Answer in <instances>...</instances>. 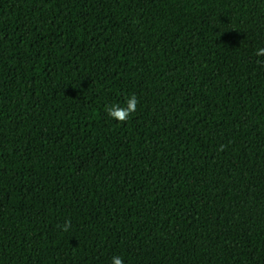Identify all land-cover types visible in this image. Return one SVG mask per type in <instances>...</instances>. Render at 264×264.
<instances>
[{
    "label": "trees",
    "instance_id": "trees-1",
    "mask_svg": "<svg viewBox=\"0 0 264 264\" xmlns=\"http://www.w3.org/2000/svg\"><path fill=\"white\" fill-rule=\"evenodd\" d=\"M259 49L264 0H0V264H264Z\"/></svg>",
    "mask_w": 264,
    "mask_h": 264
},
{
    "label": "clouds",
    "instance_id": "clouds-1",
    "mask_svg": "<svg viewBox=\"0 0 264 264\" xmlns=\"http://www.w3.org/2000/svg\"><path fill=\"white\" fill-rule=\"evenodd\" d=\"M257 56H264V49H259L256 52ZM138 98L133 94L125 102V106L118 104L109 105L106 107L107 114L114 120L121 123L126 122L130 115L134 114L137 110ZM70 224H65L64 231H68ZM111 264H123L122 257L114 256Z\"/></svg>",
    "mask_w": 264,
    "mask_h": 264
}]
</instances>
